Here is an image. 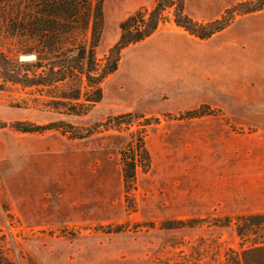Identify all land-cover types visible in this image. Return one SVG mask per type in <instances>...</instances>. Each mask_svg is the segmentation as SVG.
Listing matches in <instances>:
<instances>
[{
  "label": "rangeland",
  "instance_id": "rangeland-1",
  "mask_svg": "<svg viewBox=\"0 0 264 264\" xmlns=\"http://www.w3.org/2000/svg\"><path fill=\"white\" fill-rule=\"evenodd\" d=\"M120 1L105 0L99 60L128 18L115 9ZM201 1L185 0V13ZM244 1L205 0L203 16L218 20ZM259 14L238 16L207 40L178 30L152 41L188 58L210 54L205 102L201 86L191 98L178 86L149 87L140 75L147 67V76L177 82L196 73L191 67L121 64L128 48L103 83L102 102L83 116L54 110L35 89L0 90V264H225L228 251H242L236 217L264 214V117L257 101L234 97L231 85L245 68L232 64H264ZM223 86L232 94L219 100ZM124 93L137 109L124 104ZM124 114L135 115L131 126L106 124ZM141 134L151 166L125 189L121 157ZM225 218L232 223L220 226Z\"/></svg>",
  "mask_w": 264,
  "mask_h": 264
},
{
  "label": "trees",
  "instance_id": "trees-1",
  "mask_svg": "<svg viewBox=\"0 0 264 264\" xmlns=\"http://www.w3.org/2000/svg\"><path fill=\"white\" fill-rule=\"evenodd\" d=\"M104 4L105 0L0 1V90L9 85L35 89L54 110L83 116L102 102L103 83L117 72L124 50L152 37L161 24L173 20L191 36L207 40L226 30L236 17L264 11V0H246L204 24L185 13V0H156L152 9L142 7L120 24L118 42L99 60ZM133 119L135 115L124 114L106 124L131 126ZM144 138L141 134L130 154L121 157L125 189L135 183L139 168L147 171L151 166ZM231 223L225 218L220 226ZM234 225L246 247L228 251L225 264H264V214L237 216Z\"/></svg>",
  "mask_w": 264,
  "mask_h": 264
},
{
  "label": "crops",
  "instance_id": "crops-1",
  "mask_svg": "<svg viewBox=\"0 0 264 264\" xmlns=\"http://www.w3.org/2000/svg\"><path fill=\"white\" fill-rule=\"evenodd\" d=\"M155 1L156 0H122L118 2V4L115 6V9H118L119 13L130 15L132 12L138 11L140 8H142V6L149 5V3ZM202 1L198 3V7L195 11H193V7L190 5V3L187 4L186 13L189 15V17L193 18L197 22L199 21L207 23L209 22L208 17L203 16V10L207 9V5L204 2L205 0ZM178 30L185 32V30L182 28L177 27L173 20H171V22L164 27H159V30H157L156 33L146 42L129 47L126 50L129 52L126 54L125 58L123 57L121 64H154V67H158L155 70L161 69L162 64H180L179 66H182L181 68L187 66L188 69L191 67L196 73L188 78H186V75H184L181 77V80L178 79L177 82L173 78L167 76H147L149 73H151L150 71L145 70L147 67H145L144 71L142 72L144 74L140 73V75L142 78H144L145 85L149 87L152 85L155 86V88L167 90L172 88L171 85L178 86V88L183 91H189L192 96L191 98H197L199 96V86H201V97L202 101L205 102L204 95H208V89L210 87V54L206 52L205 54L202 53L200 56L198 55L196 58L195 56L188 58L186 54L179 51L176 46L171 48L167 44L152 43V41H155L158 37V42L163 39V37H172L173 31L178 33ZM171 49H173V51H171ZM223 61L224 60L218 62L216 65L218 67H224L225 64ZM232 66L234 69H240L242 67L245 68L243 73L244 78L241 80H234L235 82L231 85L234 97H239L241 95L248 100L250 99L257 101L262 107L259 116L264 117V64H232ZM128 78L129 77H125L124 79L122 78L121 84H126L129 81ZM221 88L222 92H220L221 95L219 100H221L222 96L227 93L225 90H223L224 86ZM125 93L121 95V98H123V102L127 101L128 104H124L131 110L134 108L137 109L138 102L136 100H128V98L125 96ZM232 93H227V96L231 95ZM159 101L161 100L159 99ZM155 114L157 116L160 115L159 112ZM259 123L260 127H264V120H260ZM222 127V130H224L225 125H222Z\"/></svg>",
  "mask_w": 264,
  "mask_h": 264
}]
</instances>
